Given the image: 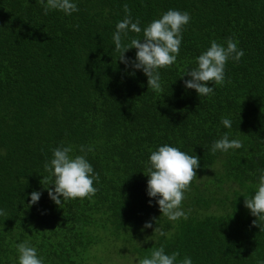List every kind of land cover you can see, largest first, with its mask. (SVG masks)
<instances>
[{"label":"trees","instance_id":"1","mask_svg":"<svg viewBox=\"0 0 264 264\" xmlns=\"http://www.w3.org/2000/svg\"><path fill=\"white\" fill-rule=\"evenodd\" d=\"M125 3L141 27L169 9L190 14L176 63L159 70V91L113 50ZM78 9L44 14L40 0H0V264H17L21 241L35 246L44 264H102L113 254L129 264L161 244L193 264L264 261V231L244 207L264 169V0H78ZM229 38L245 54L226 62L214 94L186 89L188 77H181L195 58L211 40ZM125 55L134 59L135 49ZM221 117L232 120L230 129ZM224 132L242 147L211 153ZM61 143L74 146L70 155L91 147L87 159L99 182L90 197L57 206L43 166ZM165 143L200 164L182 201L186 218L157 222L171 233L167 239L153 233L155 223L141 231L161 215L155 199L148 203L146 165ZM32 191L41 197L28 207Z\"/></svg>","mask_w":264,"mask_h":264},{"label":"clouds","instance_id":"2","mask_svg":"<svg viewBox=\"0 0 264 264\" xmlns=\"http://www.w3.org/2000/svg\"><path fill=\"white\" fill-rule=\"evenodd\" d=\"M43 4L44 14L50 11L63 13L71 16L78 12V0H40ZM125 13L123 19L115 24V31L112 34L114 51L117 52L118 61L133 70L142 71L147 78V88L154 91L161 89L160 69L174 65L180 51L182 32L190 21V14L187 11L169 9L141 27L139 19L133 20L127 3L123 6ZM129 33L141 34L129 36ZM129 49H135L134 59L126 57ZM244 50L238 47V41L229 38L223 43L211 40L209 46L195 58L196 66L185 71L183 80L186 89L194 90L197 95L209 96L214 94L215 85L222 84L225 79L226 62L232 60L239 62L244 56ZM134 74V71L133 73ZM211 82L212 86H208ZM220 124L225 129L232 127V120L228 117H221ZM264 141V139H261ZM242 147L238 138H229V133L224 132L210 145L213 154L229 153ZM74 146L61 143L51 149V159L45 162L44 170L49 173L52 179V187H47L48 198L57 206L72 199H83L90 197L96 192L94 181L99 182V174L94 171L92 164L87 159V153L92 149L87 145H80L79 155L73 153ZM4 155L0 149V156ZM222 162L218 161L217 166ZM199 158L196 155H189L180 148L170 144H162L151 150L147 159V182L146 195L149 197V206L152 200L158 206L161 213L158 219L150 218L143 224L141 231L155 228L153 233L165 239L171 233L163 231L158 227L157 222L161 217L170 222L186 218V212L182 208V201L185 199V192L190 183L196 178V169L199 168ZM259 175L254 185V192L249 198H244V207L256 219L253 225L264 231V225L257 221H264V169L257 170ZM29 195L28 207L39 202L40 191H32ZM63 201V203H62ZM0 209V215H3ZM150 238V237H149ZM147 242V239L144 243ZM138 244V243H137ZM140 246V244H138ZM17 264H44V259L38 256V250L27 241L16 244ZM180 257V253L173 251L166 253L163 244L155 247L150 256L143 258H132L129 264H193L190 256ZM264 264V261H258Z\"/></svg>","mask_w":264,"mask_h":264},{"label":"rangeland","instance_id":"3","mask_svg":"<svg viewBox=\"0 0 264 264\" xmlns=\"http://www.w3.org/2000/svg\"><path fill=\"white\" fill-rule=\"evenodd\" d=\"M115 254L112 255V261L111 262H107L106 260L102 261L104 259V255H100L99 257V261H102V264H125L126 261L124 260H117V258L113 257Z\"/></svg>","mask_w":264,"mask_h":264}]
</instances>
